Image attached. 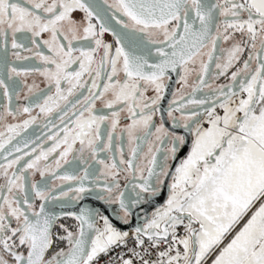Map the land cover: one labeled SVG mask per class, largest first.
Returning <instances> with one entry per match:
<instances>
[{
  "label": "snow or ice",
  "instance_id": "obj_1",
  "mask_svg": "<svg viewBox=\"0 0 264 264\" xmlns=\"http://www.w3.org/2000/svg\"><path fill=\"white\" fill-rule=\"evenodd\" d=\"M0 97V264H264V0H0Z\"/></svg>",
  "mask_w": 264,
  "mask_h": 264
},
{
  "label": "flooded vegetation",
  "instance_id": "obj_2",
  "mask_svg": "<svg viewBox=\"0 0 264 264\" xmlns=\"http://www.w3.org/2000/svg\"><path fill=\"white\" fill-rule=\"evenodd\" d=\"M98 2H100V0H98ZM109 2H111V0H109ZM83 13L82 12H79L77 11L74 16L77 20H80L83 18ZM105 39L108 41V42H112L113 40V37L109 34H106L105 35ZM225 47H227V45H225ZM11 58V57H10ZM19 63V62H18ZM25 64H27L28 62H24ZM173 79L176 78L175 74L173 73ZM33 80H36V82L40 85L41 88H44L45 87V84L43 83L42 81V78H40L39 76H34V75H30L28 78H27V83L31 84ZM228 79L227 77H221L219 80L215 81L216 84H225V83H228ZM175 87H177V85H173L172 88L174 89ZM172 89H170L169 91L171 92ZM27 90L24 89V91L21 93V99L20 101H18V103L20 104H26L27 101L23 98L24 95L26 94ZM151 94V93H150ZM3 98L0 97V100H2ZM170 100V95L169 96H166L165 97V100L163 102V107H164V110L165 112L167 111V103L169 102ZM97 107H100V105L98 104ZM7 122H15V121H12V119L9 117L8 118V121ZM179 134H184V130L183 129H178L177 130ZM125 147V150H127V145L125 144L124 145ZM187 146H185L182 150H181V157H183L186 153H187ZM37 180L40 179L39 176L36 177ZM0 183H3V181H0ZM163 199V197H161V200ZM159 202V201H158ZM37 204H39V201L36 202ZM82 203H87L89 204L90 206L93 205V204H97V202L95 200H86ZM99 206V205H97ZM78 207L79 205H76V204H73V205H69L68 207H65V208H61L58 204L54 206V211L57 212V213H60V212H67V211H76L78 210ZM59 223H63V224H66V225H73L75 223V221L71 220L70 218H66V219H63V220H60ZM114 223H117V227H120L122 229L124 228H130L132 225H122V224H119L118 222L114 221ZM136 223V220L134 219L133 220V224ZM54 232H60L61 234H63L61 232V230L59 229V227H56L54 229Z\"/></svg>",
  "mask_w": 264,
  "mask_h": 264
},
{
  "label": "trees",
  "instance_id": "obj_3",
  "mask_svg": "<svg viewBox=\"0 0 264 264\" xmlns=\"http://www.w3.org/2000/svg\"><path fill=\"white\" fill-rule=\"evenodd\" d=\"M57 246L58 247H65L64 243H62V242H58ZM55 250H56V246H54V248H53V251H55Z\"/></svg>",
  "mask_w": 264,
  "mask_h": 264
},
{
  "label": "built area",
  "instance_id": "obj_4",
  "mask_svg": "<svg viewBox=\"0 0 264 264\" xmlns=\"http://www.w3.org/2000/svg\"><path fill=\"white\" fill-rule=\"evenodd\" d=\"M182 232V229H181ZM108 259V257H101L100 264H104V262Z\"/></svg>",
  "mask_w": 264,
  "mask_h": 264
},
{
  "label": "water",
  "instance_id": "obj_5",
  "mask_svg": "<svg viewBox=\"0 0 264 264\" xmlns=\"http://www.w3.org/2000/svg\"><path fill=\"white\" fill-rule=\"evenodd\" d=\"M127 228H128V227H127ZM127 228H124V229L126 230Z\"/></svg>",
  "mask_w": 264,
  "mask_h": 264
}]
</instances>
